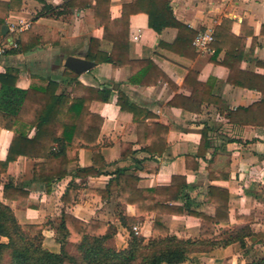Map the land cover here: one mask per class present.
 Returning <instances> with one entry per match:
<instances>
[{
	"label": "crops",
	"instance_id": "1",
	"mask_svg": "<svg viewBox=\"0 0 264 264\" xmlns=\"http://www.w3.org/2000/svg\"><path fill=\"white\" fill-rule=\"evenodd\" d=\"M14 1L0 39L14 40L19 47L0 57V74L17 70L20 89L53 80L61 83L60 92H71L70 80L64 78L69 70L66 62L70 57L88 61L93 40L99 43L98 52L107 55L113 52V40L123 41L128 49L124 55L128 54L131 61L151 62L167 77L157 85H133L129 82L130 67L115 68L109 63H95L93 69L79 75L82 85L110 92L108 103L94 102L90 108L95 120L103 119L98 144L106 167L98 177H74L78 168L93 165V152L81 149L78 162L69 166L70 175L53 182L48 194L43 184L34 181V166L43 162L38 158L40 146L34 140L35 132L22 139L18 160L0 175V201L14 211L20 224L44 227L46 249V244L58 241L61 251L66 241L59 229L63 213L86 223L95 220L113 225L118 250L128 248L135 227L146 241L160 237L154 233L158 218L155 211L141 208V214H137L135 206L118 201L117 193L104 197L95 193L107 189L118 169L137 178L139 190L168 187L176 176L186 178L187 187L180 198L169 203L170 208L182 209L183 215H159L171 237L199 241L202 222L191 213L214 217V202H225L224 192L229 206L224 217L229 221L218 224L216 238L207 243L242 229L264 235V0H166L175 19L186 27L184 34L176 28L156 33L144 13L145 2L133 13L134 0H108L109 6L97 5L98 0ZM95 6L102 25L97 21ZM123 18H129L128 25L120 24ZM21 22L30 23V28L12 38L6 27ZM105 25L109 27V39L105 38ZM207 28L214 29L215 35L219 31L223 41L214 42L212 52L200 54L191 44V33L197 35ZM235 45L242 48L241 55L236 61L226 60L227 49L237 48ZM120 94L151 114L149 124L168 129L167 146L161 156L138 143L133 114L122 110ZM256 106L233 121L227 117L229 112ZM204 133L206 146L202 148ZM13 137V132L0 129V163L7 161ZM124 153L126 159H122ZM72 182L77 184L78 193L71 206L64 203L63 196ZM9 184L29 191L34 207L17 210L11 194L4 199V188ZM211 189L218 191L213 198ZM122 215L131 220V229L122 226ZM184 264H264V243L247 237L244 246L236 242L190 253Z\"/></svg>",
	"mask_w": 264,
	"mask_h": 264
},
{
	"label": "trees",
	"instance_id": "2",
	"mask_svg": "<svg viewBox=\"0 0 264 264\" xmlns=\"http://www.w3.org/2000/svg\"><path fill=\"white\" fill-rule=\"evenodd\" d=\"M14 2V0L9 3L0 2V32ZM142 2H145L147 6L144 13L149 16L150 27L156 33L160 34L167 28H176L180 34H184L186 27L175 19L168 1L134 0L133 13H137V6ZM104 3L109 6L110 1L98 0L97 5ZM95 9L97 13L98 7L95 6ZM97 21L99 25H102L99 14ZM128 23L129 18H123L120 22L122 25H128ZM103 27L105 38L109 39V27L107 25ZM191 34L192 44L196 34ZM215 39V42L223 41L219 31L216 32ZM239 42L242 41L239 40ZM98 45V42L92 41L88 61L96 64L109 63L115 68L130 67L129 82L133 85H157L162 78H167L162 71L154 69L151 62L131 61L127 53L124 55L127 44L123 41L113 40L114 48L110 55L99 53ZM235 47L237 48L227 49L226 60L232 58L236 61V57L241 55L242 48L238 45ZM224 65L232 71L233 68L228 61H225ZM18 74L15 69H8L0 74V129L14 133L8 159L0 163V175L6 173L10 163L18 160L21 141L32 131L35 132L34 140L40 146L38 158L43 160L34 166V181L43 184L48 194L52 191L53 182L61 181L70 175L69 166L78 162L81 149L93 152V165L86 169L78 168L74 177L87 179L101 175L106 167L98 144L103 119L95 120L90 108L94 102L108 103L110 92L82 85L78 81L79 75L70 70L65 71L64 78L70 80L71 92L65 90L60 92L61 83L53 80L42 85L34 84L29 89L23 90L17 87ZM149 76L152 79H147ZM232 80L233 77H231ZM118 103L122 110L133 114L138 143L148 145L147 149L151 154L157 152L161 156L167 146L168 129L159 124H149L151 114L130 104L124 94H120ZM255 108L258 106L249 110L240 109L238 113L229 112L227 117L233 121L235 116L248 114ZM204 146H206L205 133L201 147ZM127 157L125 153L122 155V159ZM112 175L107 189L97 190L95 193L103 197L117 193L118 201L135 206L137 214H141V208L155 211L158 218L154 233L159 235V238L146 241L142 236L135 235L130 228L131 220L122 215L120 222L122 226L131 229V240L128 248L118 250L114 246L116 228L113 225L95 220L86 223L70 214L63 213L59 229L65 233L66 241L62 244L60 253H53L44 247L43 226L20 224L14 211L0 201V264H184L190 253L205 251L215 246H228L236 242L244 246L247 237L256 238L264 243V235L253 234L249 229L237 230L227 238L207 243L208 240L216 238V226L229 221L227 216L224 217L229 207L226 192L223 193L225 202L222 204L214 202L216 205L214 217L191 213L202 222L199 241H181L171 237L169 227L159 215L167 213L183 215L182 209L170 208L169 203L180 198L181 192L187 187L186 178L176 176L168 187L139 190L137 178L127 176L126 170L118 169ZM4 190V199H9L8 195L11 194L12 200L16 202L17 210L26 211L34 207L29 202V191L10 184L6 185ZM77 193V184L72 182L63 196L64 203L72 206ZM215 193L218 191L211 189L210 198H213ZM75 241L78 243L74 244ZM71 248L75 250L74 253L71 252Z\"/></svg>",
	"mask_w": 264,
	"mask_h": 264
},
{
	"label": "built area",
	"instance_id": "3",
	"mask_svg": "<svg viewBox=\"0 0 264 264\" xmlns=\"http://www.w3.org/2000/svg\"><path fill=\"white\" fill-rule=\"evenodd\" d=\"M30 28V23L28 22H21L20 24H9L7 26V31L12 38L14 36L19 35ZM215 31L212 28H207L206 30L199 31L196 35L193 46L197 50L198 53H210L212 52V45L215 42ZM18 44L12 40L11 42H7L5 39H0V57H4L8 55L9 51L17 50ZM134 232L138 235L140 230L138 227L134 228Z\"/></svg>",
	"mask_w": 264,
	"mask_h": 264
},
{
	"label": "water",
	"instance_id": "4",
	"mask_svg": "<svg viewBox=\"0 0 264 264\" xmlns=\"http://www.w3.org/2000/svg\"><path fill=\"white\" fill-rule=\"evenodd\" d=\"M95 65H96L95 63L74 57L68 58L66 62V68H68L77 75H82L84 73L89 72L91 69L95 67Z\"/></svg>",
	"mask_w": 264,
	"mask_h": 264
},
{
	"label": "rangeland",
	"instance_id": "5",
	"mask_svg": "<svg viewBox=\"0 0 264 264\" xmlns=\"http://www.w3.org/2000/svg\"><path fill=\"white\" fill-rule=\"evenodd\" d=\"M46 246L53 253H59L60 252V242H58V241L54 242V244H52V245L46 244ZM71 252L74 253L75 250L73 248H71Z\"/></svg>",
	"mask_w": 264,
	"mask_h": 264
}]
</instances>
